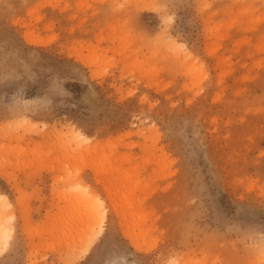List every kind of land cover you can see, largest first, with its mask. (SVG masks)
<instances>
[{
    "label": "rangeland",
    "instance_id": "1",
    "mask_svg": "<svg viewBox=\"0 0 264 264\" xmlns=\"http://www.w3.org/2000/svg\"><path fill=\"white\" fill-rule=\"evenodd\" d=\"M0 195V264H264V0H0Z\"/></svg>",
    "mask_w": 264,
    "mask_h": 264
},
{
    "label": "bare ground",
    "instance_id": "2",
    "mask_svg": "<svg viewBox=\"0 0 264 264\" xmlns=\"http://www.w3.org/2000/svg\"><path fill=\"white\" fill-rule=\"evenodd\" d=\"M176 44H178L177 42H175ZM70 132V131H69ZM73 132V131H72ZM72 132H71V134H72ZM74 137L76 138V139H78V140H84V141H87V142H89L88 143V145L86 146V148H88L89 150H90V152H94V151H96V149H97V144L96 143H93V142H91L90 141V139L89 138H87L82 132H79V131H74ZM68 135V134H67ZM72 137H73V134H72ZM69 141L71 142V141H73V138H69ZM86 191H85V190ZM84 189L82 190V191H80V192H78V193H76L77 195H86V193H91L92 191H91V189L89 188V186H84ZM91 195V194H90ZM97 195V194H96ZM108 197H110V199H111V195H108ZM89 199V198H88ZM1 201H3V202H1ZM9 202V201H8ZM7 202V200L5 199V197L4 196H2V195H0V203H2V205L3 206H5V207H9L10 206V204ZM110 202H112V204H113V206H114V209H116L115 211H117L118 213H119V210H118V207H119V205H122V201L121 200H117V199H112V201H110ZM87 203H89V204H93V203H99L101 206V217H103V215L105 214V208L104 207H102V200H101V198L99 197V196H94V198L92 199V200H90V201H88ZM1 205V204H0ZM98 205V204H97ZM2 207V206H1ZM11 220V216L9 217V221ZM1 224V223H0ZM102 226V225H101ZM99 227V229L97 230V231H93V234L91 235V233H90V238L88 237L86 240V243L83 245V249H81L82 251H81V253L83 252V254H85V253H87L88 252V249H89V247H91V245H92V243L94 242V240L97 238V237H99L100 236V234H101V232H102V227ZM11 233H12V229H11V227H5V226H1L0 227V244L3 242L4 243V245H6L7 246V244H8V240H9V238H10V236H11ZM126 234L127 235H130L131 233L130 232H126ZM2 241V242H1ZM97 242V241H96ZM2 243V244H3ZM7 243V244H6ZM132 243L134 244V245H136V246H138V241H137V239H135V238H133L132 237ZM3 248V247H2ZM76 257L78 258V255H76ZM77 258H75V257H72V260H71V258H70V260H71V262H73L75 259L77 260ZM80 258V257H79ZM69 260V259H68ZM68 262V261H67ZM75 262V261H74ZM68 264V263H67Z\"/></svg>",
    "mask_w": 264,
    "mask_h": 264
}]
</instances>
